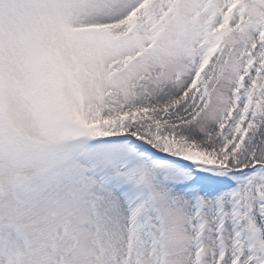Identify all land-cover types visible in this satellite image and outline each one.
I'll list each match as a JSON object with an SVG mask.
<instances>
[{
	"label": "snow or ice",
	"instance_id": "6c2138e0",
	"mask_svg": "<svg viewBox=\"0 0 264 264\" xmlns=\"http://www.w3.org/2000/svg\"><path fill=\"white\" fill-rule=\"evenodd\" d=\"M0 264H264V0H0Z\"/></svg>",
	"mask_w": 264,
	"mask_h": 264
}]
</instances>
